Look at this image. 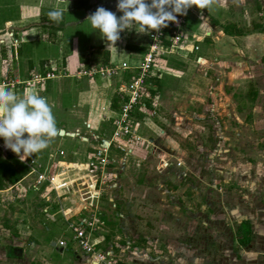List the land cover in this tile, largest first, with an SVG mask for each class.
Returning <instances> with one entry per match:
<instances>
[{"label":"rangeland","instance_id":"374dc122","mask_svg":"<svg viewBox=\"0 0 264 264\" xmlns=\"http://www.w3.org/2000/svg\"><path fill=\"white\" fill-rule=\"evenodd\" d=\"M117 3L118 0H114L106 9L119 18L123 13L117 11ZM56 4V0H0V34L7 39L0 41V77L4 74L9 76L13 67L18 74L22 71V63L27 61L20 55L18 59L15 57V50L9 46L11 38L7 36V28L17 32L23 50L36 61L43 57L49 62L52 58L72 53V50L77 56V48L87 53L100 46L111 48L114 63L126 61L136 65L142 58V52L148 50V33H139L134 28L122 31L121 39L109 47V42L87 21L93 9H81L79 6L72 9L70 0H63L60 5L63 17L59 21L61 28L56 32L62 42L59 43L56 33L54 37L52 35L53 42H32L36 40L37 31L41 32V38L42 34L46 35L51 30L50 22L45 23L43 30L38 28V24L42 16L48 18L47 13ZM98 7L102 4L94 8ZM8 20L14 25L7 27ZM201 20L198 23L204 25ZM190 22L188 15L187 23ZM192 23L193 27L197 24L195 21ZM206 28L205 25L198 29L197 38L193 36L194 31H187V46L191 49L195 43L200 50L206 49L209 55L214 56L210 43L205 40L199 42L203 39L199 35L208 37ZM26 29L34 32L32 38L23 34ZM135 39L143 45L142 51L134 50L133 46L138 45L132 43ZM73 43L77 48L73 47ZM249 44L254 51L243 60L246 65H240L236 71L230 66L226 77L224 72L215 74L216 70L209 68L212 65L210 59L208 65L197 63L200 50L176 49L173 54L158 55L154 68L156 72L153 71L155 75L147 78L148 82H152H147L141 93V101L152 99L154 104L151 109H145L144 119L137 120L133 116L130 121L142 136L138 143L142 148H148V154L152 156L140 168L143 182L127 177L130 167L125 170V166L130 162L129 155H132L128 153L125 160L110 165L100 201L108 242L121 248L125 260L131 253L132 257L144 258L152 264H212L219 259L235 262L245 255L252 257L260 253L261 256V250L264 253V52L255 48L260 44L258 40ZM73 59L69 58V63L72 64ZM225 66L224 63V70L228 68ZM69 67L73 68V64ZM79 67L86 66L80 62ZM130 72L132 69L110 78L69 77L68 80L79 81L78 85L85 83L77 90V103L88 110L90 105L93 108L95 101L107 103L113 95L120 96L114 89ZM56 81H47L44 85H60L59 91L73 86L65 85L64 80L57 84ZM250 84L258 92L254 101L246 100ZM148 87H160L158 94L150 97ZM233 92L242 98L232 96ZM54 100L62 108L61 99ZM70 100L73 97L70 96ZM79 105L73 112L59 110L53 113L56 124L63 122L69 129L79 126L82 132L91 136L84 125L88 119L78 109ZM91 116V131L110 136L115 125L109 117L107 120L99 118L95 111ZM70 137L52 139L45 151L63 148L70 153L77 152L76 160L82 159L90 145L95 143L93 138L90 142H82L79 137L73 141ZM132 147L133 150L138 148L135 144ZM5 151L3 148L6 155ZM113 155L121 157L118 151H114ZM162 159L180 160L183 165L179 172L159 170ZM118 171L120 175L116 173ZM114 173L123 184L121 187H110L118 180ZM32 178L0 191V264L18 262L7 256L13 245L21 247V250L15 248V252H22V257L30 263L32 258H44L57 264H74V252L78 246L68 223L60 216L56 222L51 221L43 210L45 199L48 201L45 193H56L51 188L35 190L30 186ZM65 201L69 202L68 199ZM244 218L252 220L254 237L249 247L241 249L239 258L240 248L235 235ZM108 221L116 226L114 232H110ZM58 237L70 244L63 253L51 245V241ZM22 242L25 245L20 244ZM31 244L37 246L31 248Z\"/></svg>","mask_w":264,"mask_h":264},{"label":"crops","instance_id":"0c3cea01","mask_svg":"<svg viewBox=\"0 0 264 264\" xmlns=\"http://www.w3.org/2000/svg\"><path fill=\"white\" fill-rule=\"evenodd\" d=\"M70 1L72 3V5H71L72 9L78 6L77 0H70ZM91 1L95 2L97 5H101L104 3V2H102V0H91ZM103 1H105V0H103ZM56 3H57V0H56ZM110 4H112V1L110 2ZM81 9H83V8H81ZM188 15L190 17L191 22L195 21L197 23L195 25H199V28H202V26H205V25L207 26L206 29H208V30L206 31V34L208 37H205V36L203 37V36L199 35V37L203 38V39H199L200 40L199 42H202V40H205L207 43H210V45L212 46V49L214 51V53H213L214 56L209 55L207 53L206 49L200 50V52H198L197 55L209 57L208 59H210L212 62V65L209 68L215 69L216 70L215 74H217V72H219L218 74H222L224 72L223 75L226 77L227 75H229L230 66H232L234 68V70L236 71V69H238L240 65H246V63L243 60L247 59V54H251L254 51L250 48L249 42L253 43L254 41L257 42V40H258L260 42V44H258V46H256L255 48L259 52L260 51L264 52V1L263 0H214V3L210 6L209 10L208 9H199L196 6H193L192 8L188 9ZM241 16H243L244 19ZM248 18H249V20L247 21ZM255 18H257V19H255ZM201 19L204 21L203 22L204 25L198 23L199 20H201ZM47 22H50L49 26L51 27V30L49 31V33H47L46 35L42 34V37L39 38L41 35V32L37 31L38 35L36 36V38L33 37L36 40H33L32 42H37L38 40H43L44 42H53V41H51L52 35L54 33L57 34V32L60 30L61 26H60L59 22L52 21L49 18H47L46 16H42L41 23L38 24V28L40 30H43L44 25ZM247 22H248V24H247ZM190 23H187V25H186V32L187 31H189V32L194 31L193 34L198 35V33H200L199 32L200 30H198L199 28L195 29V27H193V23H192V25ZM228 23H235L236 24V28L231 29V31L233 33L234 32L238 33V30L241 29L243 34H239V35L226 34L223 30V26L227 25ZM6 24H7V27L14 25L13 21H11V20H8L6 22ZM188 25H190V26H188ZM56 30H57V32H56ZM6 31H8L7 36L9 38H11V44L9 46L15 50V57L18 59L19 58L18 56L20 55L22 57V59L26 58L27 61L22 63V65H23L21 67L22 71L19 72L18 74H16V71H15L16 67H13L11 69V71H9L10 72L9 76L6 77V75L4 74V77L3 76L0 77V85L4 81H8L10 79L27 80V79L31 78L33 74L41 72L38 69H39L41 63L43 62V67L45 68L44 74L50 70L55 71V73H58V76L56 78L50 79V80H48V82L53 81V80H57L56 81V84H57V82H59L60 80H64L65 85H73V86L69 87V89H67V90H65L66 87H64V90L59 91L58 88L60 85H49L48 84V85H45L43 88H41V87L27 88L26 85L21 84V85H16V87L13 88L12 90L15 93L20 94V95H22L25 92V90H27L30 93L35 92V93L39 94L40 96L46 97L48 100V103L52 107L53 113H56V111H59V110H62L63 112L64 111H66V112L75 111V109H77L76 108L77 104L79 105V103H77V101H78L77 90L82 88V86H84L85 83H82V85H78L77 83L79 81L73 80V81L69 82L68 79H70L69 77H73L69 74L72 70L74 71L77 68L78 69L81 68V67H79L80 56H81V54H84V53L81 52V50L79 48H77V45H74L75 43H73V47L75 46V48H77V50H76L77 56L75 55L74 51L72 50V53L70 52V53L65 54L63 56L57 57L59 59L52 58V60L51 61L49 60V62H48V60H47L48 58L42 57L41 60L36 61L35 58H32V55L30 53H27L23 50V47L21 45V40L17 37V32L14 31V29H9V28H7ZM10 32H13V37L9 35ZM33 33L34 32H31L30 30L28 31V29L23 31V34L26 35L29 39L32 38ZM35 33H36V31H35ZM53 37H54V35H53ZM59 37L60 36L57 34V38L60 41L59 43H61L62 40L59 39ZM3 39H5L7 41L6 37L0 34V41L1 40L4 41ZM139 39H140V37H139ZM13 40L18 41L17 47L12 45ZM132 43L138 44V45L133 46L134 50L142 51L141 48L143 45L139 44L140 41H137L135 39ZM16 48H17V51H16ZM107 49H109V51L111 53V59H110V62L108 64H116L112 61L111 48H107ZM146 51L142 52V56ZM13 56H14V54H13ZM71 57L74 58L73 59L74 61L72 62L73 68L69 67V65L72 66V64L69 63V58L71 59ZM210 60H209V62H210ZM124 62H126V61H124ZM224 63L228 67L225 70L223 67ZM31 64H33L34 66L33 67L30 66ZM138 64H139V62H138ZM138 64H136V65H130L129 64L131 66L129 69H132V72L128 73L125 76L126 78L122 80L123 83L129 81L128 77L132 78V76L138 72V67H137ZM37 65H38V67H37ZM218 66H219V68H218ZM226 66H225V68H226ZM234 70H232V71H234ZM27 72L30 73V77L24 76V74ZM134 72H135V74H134ZM205 76H207V75H205ZM122 82L117 83L119 85H116L117 87L114 89V91L118 90L120 85H122ZM51 91H53V92H51ZM70 96L73 97L72 101L70 100ZM114 96L115 95L110 97V99L108 100L107 103H99V102L96 103V101H95L93 103L94 105H92L93 108H91V105H90V108H89L90 110L89 109L88 110L83 109L80 107L81 104L79 105L78 109L80 108V111L88 119V120L85 119L86 121H84V125L89 130L92 137L89 135V133L82 132V130L79 126H76L75 129L74 128L69 129L65 126V124L63 122H59V124L57 125V128L59 131L61 129H65L66 131L75 133L74 136H71V137L68 136V137L72 138V141L74 139H76L77 137H79L82 142H90L91 138H93L95 143L90 145V147L86 151V155L83 156L82 159L79 158V159L75 160L74 158H75V156H77L78 153L77 152L70 153L69 151L67 152L63 148L57 149L56 151H52V150L51 151L50 150L45 151V149H44V150L30 156V158L37 159L45 167H47L50 171L52 168L56 169L55 171L58 172L60 175H65L66 179L69 182H72V181H75V182L78 181V183H80V181L90 182V180H89V176H90L89 174L90 173L87 171L88 166H87L86 162L88 161L89 157L92 156V154L96 151L97 147L100 144V141H104V139H107L109 141V139L112 137V133L114 130V129L111 130L110 136H104L105 133H103V132L101 134L92 132L91 130L93 128V124L91 121V117H92L91 114L93 111H95L99 118H102L105 120H107V116H108L111 123L114 119L117 120L118 119L117 118L118 113L111 108L112 100H113ZM59 98L61 99L62 108H60L59 105H57V102L54 100V99L57 100ZM153 104H154V102H153ZM88 121H90V123H91V128L86 126V122H88ZM25 135L27 136V134H25ZM94 135H98L100 137V140L95 139ZM60 136H67V135H60L58 132V135L54 138H57ZM54 138H52V139H54ZM52 139L49 141L48 144H50ZM111 144L112 145H111V152L110 153L113 157H115L117 159L116 163L120 162V160H119L120 157L113 155V152L114 151L120 152L119 156H121V157L124 155V151H122V149L119 147V144H121V146L127 145L129 148H132V144L131 143L128 144L127 141H125V140H121V141L115 140ZM0 145L3 147L5 146L3 139H2V141H0ZM136 145L138 148L133 150L131 156L129 155L130 162H128L127 165L125 166V170H128V168L130 167L129 168L130 171L128 172V175H127V177L130 180L135 179V182H143L142 177L140 178V174H141L140 168H142L141 166H143V164L146 165L147 161H150L152 159L151 158L152 156H151V154H148V152H149L148 148H145V147L142 148L139 143H137ZM7 150L11 151L10 149H7ZM61 151H64V153L62 154ZM138 161L140 164L139 165L135 164V163H138ZM181 167H177V166L173 165L166 170L170 169V170H172V173L175 171L179 172ZM137 171L139 173H137ZM118 173H119V171H118ZM136 173H137V175H136ZM120 174L121 173H119V175ZM29 177H31V175H27L19 183L21 184L23 181H26ZM117 179L118 180H116V183L118 184V186L121 187V185H123V184H121V181H119V178H117ZM78 188L81 189V185H78ZM78 191H79V189H78ZM47 194L48 193H45V195L47 196V200L49 202L46 201V199H45V206L46 207L43 209V210H45L46 208L48 209V213H45L46 216L51 221H54V222H56L58 220V216H60L61 219H63L67 223L66 218L62 212V209L64 208L63 207L64 205H65V207H70L73 209L78 206V204H79V201H78L79 193L77 192V189L75 191V194H72V196H73L72 199H74L75 204H71V203L65 201L66 199H63V198L58 199L57 196L54 194H50V193L48 195ZM82 215L83 214L77 213V214H75L73 219L79 220L81 217H83ZM50 216H53L55 220L50 218ZM244 219H250V218H244ZM244 219H242V220H244ZM252 224H253V222H252ZM108 225L110 228V232H114L113 228L115 225H113L111 221H108ZM104 230H105V232H108L107 227ZM236 233H237V231H236ZM253 235H254V225H253ZM108 237H109V235L106 236L107 244L110 243V242H108ZM58 240H60L59 237L57 238V240H52L51 245L63 253L64 250H67L70 247V244L68 245L67 248H62L58 245ZM235 241H236L237 246L240 248L238 250V252H239L238 256L240 258V255L242 254V250L247 248V247L242 246L238 242L237 235H235ZM53 242H56V244L53 245L52 244ZM252 242H253V240H252ZM13 244H11V245H13ZM20 244L25 245L24 242H22ZM13 246L9 248V253L7 254V256H9L11 259H15L16 261H18V262H15V264H20V263L21 264H57L54 262H49V261L45 260L44 258L40 259V260L39 259L34 260V258H32V259H30L32 261V263H30V261H26V259L22 257L23 256L22 252H21V254L20 253L17 254V252H15L16 249L21 250V247L16 248L15 245H13ZM36 246H37L36 244L30 245L31 248L36 247ZM38 247H41V245L38 244ZM115 250H116V253L120 255L122 260L127 262L128 264H152L144 258L136 259V257H132L131 253H129V255L126 257V260H125L123 257V254L121 253V249L119 247H116ZM74 253H75L74 264H91L89 255L84 253L79 247H78V250H76V252H74ZM261 254H262L261 256H260V253L257 255H254L257 257H254V256L251 257L249 255H245V257L242 260H235V262H232V261H229V262L226 261L225 262L224 259H219V262L214 261L212 264H262L263 258H264L263 250H261ZM182 264H185V262Z\"/></svg>","mask_w":264,"mask_h":264},{"label":"built area","instance_id":"2783aa9c","mask_svg":"<svg viewBox=\"0 0 264 264\" xmlns=\"http://www.w3.org/2000/svg\"><path fill=\"white\" fill-rule=\"evenodd\" d=\"M186 15H177L176 21L168 22V26L162 28L159 32L155 30L148 33L150 44L148 50L143 54L138 67V72L128 82L123 83L118 88V94L123 98L127 99L123 105L122 112L119 113L116 126L113 130L112 137L109 139V145H103V141H100L96 151L89 157L86 162L88 168L87 171L90 173V182L72 181L69 182L65 175H60L55 169L51 171L45 167L40 161L34 158L28 157L25 162L30 167L28 175L33 176L30 181L32 188L35 190L51 188L55 191V195L58 199H68L71 204H75L74 199L70 195L79 193V204L76 208L65 207L62 212L66 218L70 230L73 232V240L77 246L86 254L89 255L91 264H128L123 261L119 254L116 253L115 245L108 243L105 233L106 221L102 219V213L100 209V201L103 194V186L107 183L108 169L111 164L116 163L117 159L111 155V143L115 140H125L128 144H137L142 140V136L138 133L137 129L130 124L129 118L130 113L135 105L141 100V93L143 87L146 86L147 78L155 75L154 68L158 58V55H169L176 52V49L180 50H191L198 51L200 46L195 43L191 46L188 44L187 32L184 31L187 25ZM135 29V28H134ZM13 37V32L9 33ZM197 38V35H193ZM153 37H157L154 39ZM166 40L170 41L169 44ZM13 46L17 47L18 41L15 40ZM204 60L205 62H202ZM208 58L199 56L197 63L200 65H208ZM131 66L127 62L122 64H93L86 67H81L69 74L79 79L85 78H110L114 75H118L121 71L129 69ZM154 71V72H153ZM152 74V75H151ZM58 76L55 71H47L45 74L35 73L31 78L27 80L10 79L4 81L1 85L7 88H15L16 85L25 84L27 88H43L45 83L54 79ZM86 126L91 128V123L86 122ZM95 139L100 140L98 135H94ZM1 146V145H0ZM4 150L6 147L1 146ZM119 147L124 151V155L119 158L123 161L128 156V153L133 152V147L129 148L127 145L124 146L119 144ZM8 151V150H7ZM63 154L64 151H61ZM181 167L183 162L180 160L172 161L162 159L159 170H166L171 166ZM118 173V172H116ZM113 176H115V174ZM26 177V176H25ZM115 178H118L115 176ZM81 185V189L78 188ZM118 186L117 183H112L110 187ZM76 188V189H75ZM79 189V191H78ZM115 200V199H111ZM68 202V201H67ZM116 206V204H115ZM48 213V209L44 210ZM83 214L79 220H74L75 214ZM53 220L54 217L50 216ZM130 245V243H128ZM58 245L62 248H67L69 245L68 240H58ZM119 246V245H118ZM121 249V248H120Z\"/></svg>","mask_w":264,"mask_h":264},{"label":"clouds","instance_id":"9594fccd","mask_svg":"<svg viewBox=\"0 0 264 264\" xmlns=\"http://www.w3.org/2000/svg\"><path fill=\"white\" fill-rule=\"evenodd\" d=\"M62 3L63 0H57L56 6L47 13L50 20L59 22L62 19ZM213 3L214 0H151L150 3L148 0H118L117 11L123 13L119 18L116 13L98 7L88 15L87 21L110 47L121 39L120 33L125 29L135 28L139 33L159 32L168 22L176 21L178 14L186 15L193 6L209 10ZM58 132L46 97L27 90L20 95L0 85V138L22 162L47 148Z\"/></svg>","mask_w":264,"mask_h":264},{"label":"trees","instance_id":"16d2710c","mask_svg":"<svg viewBox=\"0 0 264 264\" xmlns=\"http://www.w3.org/2000/svg\"><path fill=\"white\" fill-rule=\"evenodd\" d=\"M108 1V2H107ZM113 2L114 0H105L102 4V7L107 8L110 5V2ZM77 4L80 8H85L87 10L93 9L92 12H95L97 8H94L97 4L95 2H92L91 0H77ZM195 29L198 28V25H194ZM232 28H236L235 23H228L227 25L223 26V30L226 34L229 35H239L243 34L242 30L239 29L238 33H233L231 31ZM166 43L169 44L170 41L166 40ZM111 59V53L109 49L104 47H96L90 49L87 53L81 54L80 56V62L82 64H85V66H90L92 64H99V63H105L108 64ZM42 65V66H41ZM39 67V71L42 73L45 72V68L43 67V62L41 63ZM30 66H34L31 64ZM26 77H30V73L27 72L24 74ZM129 78V77H128ZM148 82V81H147ZM152 81H149L148 83H151ZM159 83V81H158ZM156 84V83H155ZM149 85V84H148ZM251 87L249 91L246 94V100L248 98L251 101L256 100L257 97V90L253 88L252 84H250ZM160 89V87H158ZM158 88L155 87H148V92L150 97L156 96L158 94ZM235 96L236 98H242L240 94H236V92H233L232 96ZM127 99H122L120 96L116 95L114 96L112 100V108L114 111L118 113L122 112L123 105L126 102ZM153 105L152 99L151 100H144L141 101L135 105L130 113L129 121H131L132 117H136L137 120H142L146 116L145 109H151ZM113 124L116 126L117 120L114 119ZM7 152L6 155L3 152V148L0 146V190H3L4 188L8 186H13L19 183L25 176L28 175L30 172V167L27 162L21 161L20 158L13 152V151H5ZM237 240L238 242L244 246L248 247L253 240V224L250 219H244L241 221L238 230H237Z\"/></svg>","mask_w":264,"mask_h":264},{"label":"water","instance_id":"95a60500","mask_svg":"<svg viewBox=\"0 0 264 264\" xmlns=\"http://www.w3.org/2000/svg\"><path fill=\"white\" fill-rule=\"evenodd\" d=\"M59 134H60V135H67V136H74V135H75L74 132H69V131H66L65 129H61V130L59 131ZM103 145H109V141H108L107 139H104V141H103ZM52 244L55 245L56 242H53Z\"/></svg>","mask_w":264,"mask_h":264}]
</instances>
